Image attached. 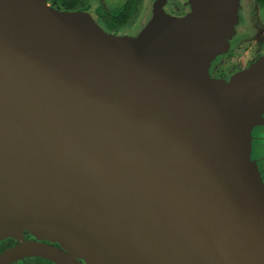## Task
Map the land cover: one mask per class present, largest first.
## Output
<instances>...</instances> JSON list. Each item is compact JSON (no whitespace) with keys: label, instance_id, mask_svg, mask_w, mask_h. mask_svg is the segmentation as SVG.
Here are the masks:
<instances>
[{"label":"water","instance_id":"water-1","mask_svg":"<svg viewBox=\"0 0 264 264\" xmlns=\"http://www.w3.org/2000/svg\"><path fill=\"white\" fill-rule=\"evenodd\" d=\"M190 5L153 4L136 33L113 35L87 12L0 0V239L37 237L0 264H264L250 134L264 54L209 77L237 0Z\"/></svg>","mask_w":264,"mask_h":264},{"label":"flooded vegetation","instance_id":"flooded-vegetation-1","mask_svg":"<svg viewBox=\"0 0 264 264\" xmlns=\"http://www.w3.org/2000/svg\"><path fill=\"white\" fill-rule=\"evenodd\" d=\"M130 1L131 0H119L118 4L113 5V4H104L102 0H82L80 6L73 10H79L82 12L89 13L96 21V23L105 32L113 35H129L136 33L139 30L140 26L142 25V22L148 19L151 13L152 5L153 4L156 5V3L160 4V8L164 12L174 17H182L186 14H189L191 10L190 0H133L132 4L130 3ZM245 4H246L245 0H237V6L235 9L236 18L234 23L232 24V33L230 34V37L228 39V46L225 51H229L232 49H234L235 51L236 49L240 50L241 48H246L245 45H247V43H245L244 46H242L243 44L242 41L246 40L247 42H249V40L253 38L251 40H253L254 45H251V47L253 48V52L250 55V59L248 61H245V64L242 66L239 65L235 66L234 68H232V70H230L226 74H222L220 72H219L220 74L219 73L214 74L213 66H214V62L216 61L215 59L219 57L218 54L212 59V62H210L208 66V74L209 77L211 78L227 80L235 72L245 69L250 64L255 62L261 55L264 54V25H261L260 23L257 22L256 16L254 20L249 21L248 18L249 14H260V13L259 11L256 12L254 10L253 12L248 11V6ZM118 10L119 11L128 10L127 13L128 17L121 24L115 23L111 15L114 11H118ZM241 14H247V15L244 18L242 17ZM225 51H223L222 53H224ZM222 53L220 54L222 55ZM262 117L264 121V114L262 115ZM259 125L264 126V123L258 124V126ZM250 134L252 135V131ZM251 147H252V142H251ZM252 155L253 154L251 153V159L255 160V162L258 163L260 161V157L258 156L255 157ZM258 171L264 183V170L258 167ZM30 239L35 240L37 239V237H35L28 230L25 229H23L18 234V236H7L1 238L0 252H2L4 249L16 244L21 240H30ZM42 240L56 247H60L64 249L62 245L57 241L46 240V239H42ZM77 258L80 261L85 262L82 258L79 257ZM9 264H56V263L40 256H27L12 261Z\"/></svg>","mask_w":264,"mask_h":264},{"label":"rangeland","instance_id":"rangeland-1","mask_svg":"<svg viewBox=\"0 0 264 264\" xmlns=\"http://www.w3.org/2000/svg\"><path fill=\"white\" fill-rule=\"evenodd\" d=\"M47 1V0H46ZM104 2V4H118L119 0H102ZM245 5L248 6V11L253 12L256 11L260 14H249L248 18L249 21L250 20H254L255 16L257 18V22L260 23L261 25H264V0H245ZM47 4L49 5V3L47 2ZM242 17H246L247 14H241ZM238 39V38H237ZM253 39V38H251ZM249 40V42H247L246 40L242 41V46H244L245 43H247L246 48H241L240 50L236 49L234 51V49L229 50V51H225L224 53L219 54V57H217L214 62V70L213 73L217 74V73H222V74H226L227 72H229L230 70H232V68H234L235 66L239 65L242 66L245 64V61H248L250 59V55L253 52V48L251 47V45L253 44V40ZM234 41V40H232ZM252 41V42H251ZM248 48V49H247ZM212 62V61H211ZM219 73V74H220ZM252 131V147H251V153L253 154L252 156H258L260 157V161L258 163H256V165L259 168H262L264 170V126L261 125H257L255 127H253ZM257 167V168H258Z\"/></svg>","mask_w":264,"mask_h":264},{"label":"trees","instance_id":"trees-1","mask_svg":"<svg viewBox=\"0 0 264 264\" xmlns=\"http://www.w3.org/2000/svg\"><path fill=\"white\" fill-rule=\"evenodd\" d=\"M47 2L54 8L60 10H73L80 6L82 0H47ZM133 0L130 1L132 4ZM128 10L114 11L111 15L115 23L121 24L128 17Z\"/></svg>","mask_w":264,"mask_h":264}]
</instances>
